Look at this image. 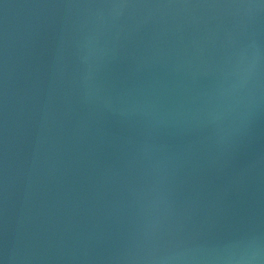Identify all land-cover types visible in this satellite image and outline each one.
<instances>
[{
    "label": "water",
    "instance_id": "water-1",
    "mask_svg": "<svg viewBox=\"0 0 264 264\" xmlns=\"http://www.w3.org/2000/svg\"><path fill=\"white\" fill-rule=\"evenodd\" d=\"M124 2L0 0V256L264 264V3Z\"/></svg>",
    "mask_w": 264,
    "mask_h": 264
},
{
    "label": "clouds",
    "instance_id": "clouds-1",
    "mask_svg": "<svg viewBox=\"0 0 264 264\" xmlns=\"http://www.w3.org/2000/svg\"><path fill=\"white\" fill-rule=\"evenodd\" d=\"M253 44H255V41H253ZM259 55V46L256 45V51L253 53L251 64H255ZM247 71L248 69H243L239 73L241 79L244 78V73ZM217 259L221 261L222 264H253V261L258 259V254L256 252H250L248 249L230 250L227 251L226 254L217 257Z\"/></svg>",
    "mask_w": 264,
    "mask_h": 264
},
{
    "label": "snow or ice",
    "instance_id": "snow-or-ice-1",
    "mask_svg": "<svg viewBox=\"0 0 264 264\" xmlns=\"http://www.w3.org/2000/svg\"><path fill=\"white\" fill-rule=\"evenodd\" d=\"M262 3H264V0H262ZM117 6H121V7L128 6L127 5V0H125L124 3H121V4L117 5ZM0 264H6V260H5V258L3 256H0Z\"/></svg>",
    "mask_w": 264,
    "mask_h": 264
}]
</instances>
